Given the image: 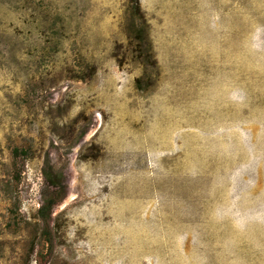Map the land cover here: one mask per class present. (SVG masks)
<instances>
[{
  "label": "rangeland",
  "instance_id": "obj_1",
  "mask_svg": "<svg viewBox=\"0 0 264 264\" xmlns=\"http://www.w3.org/2000/svg\"><path fill=\"white\" fill-rule=\"evenodd\" d=\"M137 2L0 0V264H264V0Z\"/></svg>",
  "mask_w": 264,
  "mask_h": 264
},
{
  "label": "trees",
  "instance_id": "obj_2",
  "mask_svg": "<svg viewBox=\"0 0 264 264\" xmlns=\"http://www.w3.org/2000/svg\"><path fill=\"white\" fill-rule=\"evenodd\" d=\"M134 2L137 6V0H134ZM43 177L46 192L42 195L43 198L36 209V215L38 219L47 222L51 217L53 206L64 197L65 185L60 174L45 171L43 172Z\"/></svg>",
  "mask_w": 264,
  "mask_h": 264
}]
</instances>
